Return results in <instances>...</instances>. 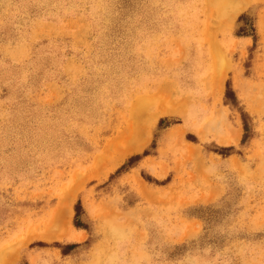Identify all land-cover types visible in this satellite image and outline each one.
<instances>
[{
	"label": "rangeland",
	"instance_id": "rangeland-1",
	"mask_svg": "<svg viewBox=\"0 0 264 264\" xmlns=\"http://www.w3.org/2000/svg\"><path fill=\"white\" fill-rule=\"evenodd\" d=\"M0 264H264V0H0Z\"/></svg>",
	"mask_w": 264,
	"mask_h": 264
},
{
	"label": "trees",
	"instance_id": "trees-1",
	"mask_svg": "<svg viewBox=\"0 0 264 264\" xmlns=\"http://www.w3.org/2000/svg\"><path fill=\"white\" fill-rule=\"evenodd\" d=\"M227 90H226V93H225V98L227 99V100H229V99H234L235 100V98L233 97V91L230 89V85H229V83H227ZM241 118H242V124H243V131H244V135H243V139H242V141H241V144H244L245 143V141L248 139V124H247V121H246V115L245 114H241ZM227 150H230V149H227ZM148 154H147V152H144L143 154H142V157H145V156H147ZM133 159H139V157H135V158H133ZM118 172H120V171H118ZM75 227L76 228H79V225L75 222Z\"/></svg>",
	"mask_w": 264,
	"mask_h": 264
}]
</instances>
